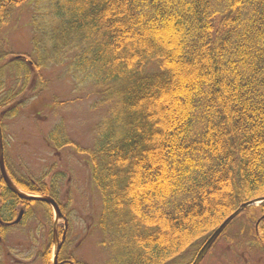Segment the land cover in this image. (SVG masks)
I'll return each mask as SVG.
<instances>
[{"label": "trees", "instance_id": "1", "mask_svg": "<svg viewBox=\"0 0 264 264\" xmlns=\"http://www.w3.org/2000/svg\"><path fill=\"white\" fill-rule=\"evenodd\" d=\"M26 3L30 52L0 45L3 148L2 120L48 87L46 74L86 87L105 110L91 147L60 126L47 141L90 165L99 225L121 241L106 264H192L226 218L264 198V0H0V28ZM4 163L18 189L59 205L60 175L47 186ZM37 204L50 216L0 179V239L11 228L2 224L19 209L23 225ZM48 238L42 264H51ZM64 248L58 264H89Z\"/></svg>", "mask_w": 264, "mask_h": 264}, {"label": "rangeland", "instance_id": "2", "mask_svg": "<svg viewBox=\"0 0 264 264\" xmlns=\"http://www.w3.org/2000/svg\"><path fill=\"white\" fill-rule=\"evenodd\" d=\"M29 10V3L16 9L9 23L0 28V45L11 51V56L30 52ZM46 77L50 81L45 90L27 100L16 117L2 120L6 138L3 152L17 179L49 186L50 179L60 175L58 201L63 218L56 219L52 210L49 216L43 205L30 206L32 215L24 224L7 229L2 237L1 259L3 264H42L39 255L48 243V234L55 229L52 264L53 251L66 224L62 256L106 264L112 258V242L121 241L99 225L101 204L91 181L90 165L72 147L58 151L47 141L48 133L60 126L73 144L83 149L91 147L105 110L98 98L88 95L86 87L74 90L64 78L59 79L62 76L56 71ZM263 209L240 213L199 264H264V218L256 223L264 215ZM121 252L120 248L115 255Z\"/></svg>", "mask_w": 264, "mask_h": 264}, {"label": "water", "instance_id": "3", "mask_svg": "<svg viewBox=\"0 0 264 264\" xmlns=\"http://www.w3.org/2000/svg\"><path fill=\"white\" fill-rule=\"evenodd\" d=\"M14 59H23L20 56H16ZM0 178L3 181V183L5 184L6 188L13 193L14 195H16L17 197L23 199V200H27V201H35V202H41V203H45L47 205H49L51 207V209L54 212V215L56 217V219L58 218H62V214L60 212V209L58 207V205L56 204V202L48 197V196H34V195H28L22 191H20L13 183L12 181L9 179L6 168H5V164H4V157H3V142H2V133H1V128H0ZM263 199L260 200H256V201H252L246 204L241 205L234 213H232L228 218H226L224 220V222H222V224L210 235V237L206 240V242L204 243V245L201 247V249L199 250V252L197 253L195 260L192 264H198L203 256L206 254V252L209 250V248L212 246V244L215 242V240L218 238V236L223 232V230L227 227V225L245 208L249 207V206H253L256 205L259 202H263ZM20 219V216L15 220V222H13L12 224L9 225H13L16 224ZM66 226V224H65ZM53 241L56 242V238H55V229H53ZM61 248V243H57V245L55 246V249L53 251V255H52V264H57V256H58V252Z\"/></svg>", "mask_w": 264, "mask_h": 264}, {"label": "flooded vegetation", "instance_id": "4", "mask_svg": "<svg viewBox=\"0 0 264 264\" xmlns=\"http://www.w3.org/2000/svg\"><path fill=\"white\" fill-rule=\"evenodd\" d=\"M61 238H62V235H61ZM61 238H60V243H61V249H62V247H63V245H64V243H65V240H66V236H65V240H63V241H61Z\"/></svg>", "mask_w": 264, "mask_h": 264}]
</instances>
